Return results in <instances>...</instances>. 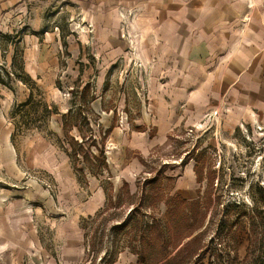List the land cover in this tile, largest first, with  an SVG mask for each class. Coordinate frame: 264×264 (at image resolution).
<instances>
[{
	"label": "rangeland",
	"instance_id": "1",
	"mask_svg": "<svg viewBox=\"0 0 264 264\" xmlns=\"http://www.w3.org/2000/svg\"><path fill=\"white\" fill-rule=\"evenodd\" d=\"M136 13L90 10L83 0H0V264L261 257L264 75L246 82L241 73L233 98L223 90L188 107L172 64L181 69L184 59L154 56L170 43L159 30L142 31ZM30 89L53 112L45 120L37 104L32 126L14 131L10 113ZM152 93L170 104V120L152 115ZM63 115L89 153L105 135L98 159L80 155L73 164L61 142ZM158 128L166 135L150 145ZM141 133L148 140L134 138ZM134 141L140 149L130 148ZM252 215L260 224L249 246ZM180 242L188 243L171 258Z\"/></svg>",
	"mask_w": 264,
	"mask_h": 264
},
{
	"label": "crops",
	"instance_id": "2",
	"mask_svg": "<svg viewBox=\"0 0 264 264\" xmlns=\"http://www.w3.org/2000/svg\"><path fill=\"white\" fill-rule=\"evenodd\" d=\"M83 1H87L89 9L95 11L130 12L134 9L138 12L136 24L142 31L159 30V39L170 44H166L163 50L154 51V56L184 59L181 69L177 68L175 60L172 64L183 78L175 81L174 87L185 90L184 99L188 107L216 101L223 90L233 98L241 73L245 74L246 82H250L257 73L263 78L264 0ZM166 69V64L159 68L160 71ZM171 70L172 67L168 73ZM200 90L207 93L199 97L195 91ZM152 96V115L160 123L170 120L168 111L171 110L167 107L170 104L154 93ZM171 99V102H176L175 98ZM156 134L152 141L148 140L146 133L134 138L146 139L153 145L166 135L163 130L159 133V128ZM129 146L140 149L135 141Z\"/></svg>",
	"mask_w": 264,
	"mask_h": 264
},
{
	"label": "trees",
	"instance_id": "3",
	"mask_svg": "<svg viewBox=\"0 0 264 264\" xmlns=\"http://www.w3.org/2000/svg\"><path fill=\"white\" fill-rule=\"evenodd\" d=\"M4 73L6 74V77L8 79H10L11 81L15 80V76L12 72H8L6 70H4ZM21 81V80H20ZM22 82H25L24 79H22ZM0 84H5L4 81L2 79H0ZM34 99V95H33V91L32 89L29 90V94L27 96V100H25L22 103L19 104H15L11 113H10V117L14 122V131H17L20 129V127H24V128H30L34 122V119H31L30 115H32L33 113L36 112V108L38 107L37 104H40L39 107H41V111H42V118L47 120L48 117L51 115V113L53 111H51L50 109H48V106L41 103V102H37L34 103L33 102ZM37 106V107H36ZM20 114V115H19ZM20 116V119L17 120V122L14 120L15 116ZM61 125H62V140L61 142L63 143L64 147H65V151L67 152L68 156L71 158V160L73 161V164L75 165L76 162H79V156H84L86 158H88V156L90 158L93 159H98L97 155H102V148H104L102 145L104 144V140H105V135L101 138V146L97 151L98 153H89L88 149L85 148L84 149V144L80 145L78 140L75 139L74 136H72L70 134V131L72 128H74L75 130L79 131V126L76 123H72L70 124L68 122V120L66 119V116L63 115L62 116V121H61ZM108 132V131H106ZM82 141H83V137H82ZM81 141V142H82ZM80 142V143H81ZM84 142V141H83ZM93 145H94V141H92ZM104 158L102 157L101 161L103 162L102 164L104 166H106L104 160ZM257 208L255 209V213L257 214H264V201L261 200L257 203ZM257 209H260L261 212H258ZM256 214V215H257ZM250 228L249 229V234H248V241H249V246H251V244H253L256 240H257V236H258V227L260 224V221L257 220V216L252 215V217L250 218ZM192 235V233L190 235H187L185 237H190ZM196 236V235H195ZM195 236H193L188 242H190ZM184 243L183 245H181V242L175 246L174 249H177L180 245V247L175 251V254L173 256H171V258H173L175 255H177L180 251H182V248H184V246L188 243ZM254 264H264V251L261 255V257L256 260V262Z\"/></svg>",
	"mask_w": 264,
	"mask_h": 264
}]
</instances>
